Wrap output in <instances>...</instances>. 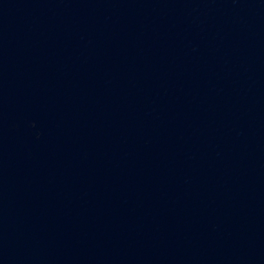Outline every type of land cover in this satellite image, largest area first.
I'll return each mask as SVG.
<instances>
[{"label":"water","instance_id":"1","mask_svg":"<svg viewBox=\"0 0 264 264\" xmlns=\"http://www.w3.org/2000/svg\"><path fill=\"white\" fill-rule=\"evenodd\" d=\"M0 264H264V0H0Z\"/></svg>","mask_w":264,"mask_h":264}]
</instances>
